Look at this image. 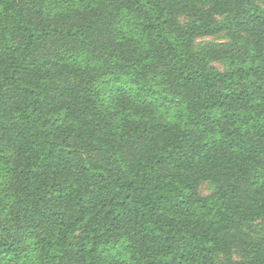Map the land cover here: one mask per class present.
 I'll return each instance as SVG.
<instances>
[{
  "label": "trees",
  "instance_id": "1",
  "mask_svg": "<svg viewBox=\"0 0 264 264\" xmlns=\"http://www.w3.org/2000/svg\"><path fill=\"white\" fill-rule=\"evenodd\" d=\"M259 1L0 0V264H264Z\"/></svg>",
  "mask_w": 264,
  "mask_h": 264
},
{
  "label": "rangeland",
  "instance_id": "2",
  "mask_svg": "<svg viewBox=\"0 0 264 264\" xmlns=\"http://www.w3.org/2000/svg\"><path fill=\"white\" fill-rule=\"evenodd\" d=\"M259 3L264 6V0H260ZM225 40L223 34L209 36V37H202L197 40L198 44L206 43V42H220ZM213 65L218 69H223V63L219 61L213 62ZM213 191V185L209 181H204L199 185V192L201 195H208Z\"/></svg>",
  "mask_w": 264,
  "mask_h": 264
}]
</instances>
